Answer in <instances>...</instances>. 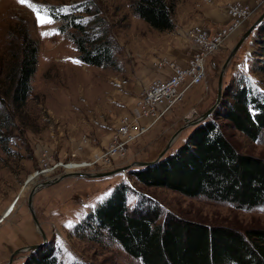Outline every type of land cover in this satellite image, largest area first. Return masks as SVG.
Masks as SVG:
<instances>
[{
	"label": "rangeland",
	"instance_id": "374dc122",
	"mask_svg": "<svg viewBox=\"0 0 264 264\" xmlns=\"http://www.w3.org/2000/svg\"><path fill=\"white\" fill-rule=\"evenodd\" d=\"M130 1L27 0L21 5L17 0H0V52L6 50L11 37L9 32L17 23H24L28 35L37 45L30 97L23 107L26 118L15 120L7 152L0 147V216L13 204L12 212L0 224V264H6L13 251L41 243L26 208L27 195L35 184L64 173L108 172L134 162L154 160L186 120H195L214 103L220 68L230 48L264 10V6H256L255 0H240L253 9V13L224 42L220 51L208 56L204 63L205 80L188 89L163 118L131 143L124 159L107 169L98 166L76 168V164L91 159L106 146L115 122L132 108L137 93L145 86L142 84L150 80L145 79L144 74L154 62L152 58L175 43L178 36L190 42L187 32L191 25L201 20L208 10L227 15L226 6L232 0H173V26L164 31L151 28L133 15ZM50 7L58 14H79L84 23L93 22L95 17L101 18L103 25L96 30L100 33L102 27L106 29L112 63L93 66L80 62L72 42L58 30L60 21L48 15ZM38 15L54 22H42L38 26ZM256 33L254 29L245 38L226 67L222 99L224 88L238 74L264 88V74L254 71L259 48L254 41ZM16 36L12 35L14 41ZM159 63L160 60L156 64ZM192 109L197 115L192 116ZM217 109L207 120L220 124V130L235 150L264 159V135L256 141L249 140L225 126L222 119L216 120ZM195 127L183 129L173 139L164 157L184 146ZM82 138L86 143L81 151L75 152ZM73 153H76L74 157ZM57 164L66 165L49 170ZM137 169L140 168L92 179L64 178L39 190L32 198V209L46 243L32 253L13 255L10 264H24L31 254L38 255L44 248L51 250L59 264H141L127 256L117 244L105 239L96 243L80 232L88 225L86 222L95 209L121 185L129 189L124 197L130 208L147 200L166 213L208 226L229 227L239 232L264 229V206L240 209L204 198H189L165 188L145 187L131 174ZM41 170L48 171L33 177Z\"/></svg>",
	"mask_w": 264,
	"mask_h": 264
},
{
	"label": "trees",
	"instance_id": "16d2710c",
	"mask_svg": "<svg viewBox=\"0 0 264 264\" xmlns=\"http://www.w3.org/2000/svg\"><path fill=\"white\" fill-rule=\"evenodd\" d=\"M173 7V0L129 2L131 13L157 31L172 28ZM53 10L50 7L48 15L60 21L58 30L72 42L80 62L93 66L112 63L106 29L102 27L100 33L96 30L103 25L101 18L84 23L79 14ZM67 28L72 31L67 32ZM256 31L254 41L259 48L254 71L264 74V19ZM9 34L6 50L0 52V147L4 153L15 120L26 118L23 107L30 97L37 52L24 23L15 24ZM12 35H17L15 41ZM224 89L215 119H222L228 128L256 141L264 135V88L238 74ZM131 174L145 187L165 188L189 198L240 209L264 206V159L237 152L213 120L196 126L186 144L172 155ZM128 190L125 185L116 187L112 196L95 209L80 231L88 240L115 243L141 264H264V229L239 232L208 226L166 213L147 200L130 208L124 197ZM24 264L59 263L51 250L44 248L38 255L31 254Z\"/></svg>",
	"mask_w": 264,
	"mask_h": 264
},
{
	"label": "built area",
	"instance_id": "2783aa9c",
	"mask_svg": "<svg viewBox=\"0 0 264 264\" xmlns=\"http://www.w3.org/2000/svg\"><path fill=\"white\" fill-rule=\"evenodd\" d=\"M256 6H264V0H255ZM253 9L240 0H232L226 6L228 23L216 30L204 26H194L187 32L192 52L185 66L161 60L158 66L166 65L169 73L166 77L151 78L138 92L131 109L117 119L110 132L105 147L87 161L74 164L76 168L98 166L107 169L115 162L125 158L131 143L146 134L170 108L182 99L185 92L192 86L202 83L206 78L204 63L209 55L220 51L228 40L250 15ZM192 116L197 115L195 109ZM187 118H190L188 116ZM86 139H80L75 152L81 151ZM76 153H73L74 157ZM66 165V164H65ZM65 165H54L49 170ZM74 169V168H72ZM45 170L38 171L44 174ZM13 204L0 216V224L12 212Z\"/></svg>",
	"mask_w": 264,
	"mask_h": 264
},
{
	"label": "water",
	"instance_id": "95a60500",
	"mask_svg": "<svg viewBox=\"0 0 264 264\" xmlns=\"http://www.w3.org/2000/svg\"><path fill=\"white\" fill-rule=\"evenodd\" d=\"M264 19V10L263 12L249 25V27H247V29L239 36V38L237 39V41L234 43V45L230 48L226 59L224 60L223 64L221 65L220 68V72H219V76H218V83H217V93H216V98L214 103L205 110L204 113H202L200 116H198L195 120L191 121V120H186L185 124L178 130H176L173 135L170 137V139L167 141L165 147L159 152V154L155 157L154 160L152 161H148V162H134L133 164L129 165V166H125L123 168H118L112 171H108V172H76V173H64L60 176L57 177H53L50 179H45L40 183L35 184L29 191L28 195H27V199H26V208L27 211L30 215L31 218V222L32 225L35 229V231L38 233V235L41 238V243L36 244V245H31V246H27L25 248H21L18 250H15L11 253V255L8 258V261L6 264H10L12 262V256L16 255L18 253H22V252H26V253H32L35 250L41 248L45 243H46V239L45 236L43 235L41 229H40V225L36 219V216L34 214V211L32 209V198L35 195V193H37L39 190L43 189V188H47L57 182H59L60 180L64 179V178H69V177H80V178H88V179H92V178H100V177H106V176H110L116 173H123L124 171H129L132 168H145V167H152L153 165L157 164L162 157L164 156V153L166 152L167 148L169 147V145L172 143L173 139H175L176 136H178L181 131L187 127H192V126H198L200 124H202L203 122H205L207 119H209L215 112V110L217 109V107L220 105L221 103V99H222V95H223V75L225 72L226 67L228 66V64L230 63L231 59L233 58V56L235 55V53L237 52L238 48L240 47V45L242 44V42L245 40V38H247V36L254 30L256 29V27L260 24V22ZM39 173L38 171L35 172L34 176H38ZM27 184V180L24 183V186Z\"/></svg>",
	"mask_w": 264,
	"mask_h": 264
},
{
	"label": "crops",
	"instance_id": "0c3cea01",
	"mask_svg": "<svg viewBox=\"0 0 264 264\" xmlns=\"http://www.w3.org/2000/svg\"><path fill=\"white\" fill-rule=\"evenodd\" d=\"M229 19L227 15L223 12H217L215 10H208L204 13V16L197 23L191 25V28L194 26H204L210 30H216L220 27H223L228 23ZM181 34V33H180ZM192 52L191 43L183 37H176L175 43L169 45L159 52L157 57H153V63H151L147 69V73L144 74L145 79L149 80L154 77H166L170 72L169 68L166 65L158 66V60H164L166 62H172L180 66H185L189 60V57ZM156 60V61H155ZM147 82L143 83L145 85ZM138 94V93H137Z\"/></svg>",
	"mask_w": 264,
	"mask_h": 264
},
{
	"label": "snow or ice",
	"instance_id": "6c2138e0",
	"mask_svg": "<svg viewBox=\"0 0 264 264\" xmlns=\"http://www.w3.org/2000/svg\"><path fill=\"white\" fill-rule=\"evenodd\" d=\"M17 2L21 5H25L27 0H17ZM37 20H38V26L43 22V23H53L54 20H44L41 16H37ZM75 63H79V61H74Z\"/></svg>",
	"mask_w": 264,
	"mask_h": 264
},
{
	"label": "bare ground",
	"instance_id": "6f19581e",
	"mask_svg": "<svg viewBox=\"0 0 264 264\" xmlns=\"http://www.w3.org/2000/svg\"><path fill=\"white\" fill-rule=\"evenodd\" d=\"M46 171H48V170H45V172H46ZM45 172H44V173H45ZM27 182H28V179H27ZM26 185H27V184H26ZM1 223H2V222H1Z\"/></svg>",
	"mask_w": 264,
	"mask_h": 264
}]
</instances>
